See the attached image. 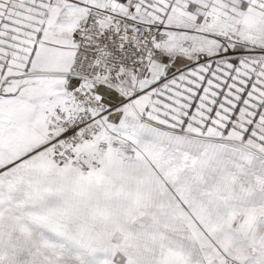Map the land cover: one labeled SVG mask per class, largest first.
<instances>
[{"label": "snow or ice", "instance_id": "snow-or-ice-1", "mask_svg": "<svg viewBox=\"0 0 264 264\" xmlns=\"http://www.w3.org/2000/svg\"><path fill=\"white\" fill-rule=\"evenodd\" d=\"M0 264H264V0H0Z\"/></svg>", "mask_w": 264, "mask_h": 264}]
</instances>
